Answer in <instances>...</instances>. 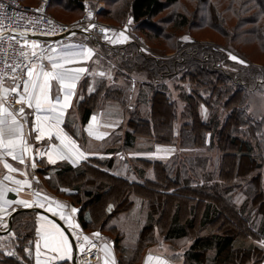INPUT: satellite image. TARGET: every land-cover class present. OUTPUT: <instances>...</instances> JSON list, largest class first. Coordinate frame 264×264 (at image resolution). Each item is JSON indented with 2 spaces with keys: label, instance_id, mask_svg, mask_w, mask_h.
Listing matches in <instances>:
<instances>
[{
  "label": "trees",
  "instance_id": "16d2710c",
  "mask_svg": "<svg viewBox=\"0 0 264 264\" xmlns=\"http://www.w3.org/2000/svg\"><path fill=\"white\" fill-rule=\"evenodd\" d=\"M51 1V4L64 2ZM178 1L125 0L113 17H131L136 29L157 46V41L168 40L170 48L178 51L176 57L157 60L139 52L140 47L134 43L109 48L90 38L89 43L117 67L116 70L103 64L105 69L116 71V75L113 80L99 75L94 84L89 78L83 80L79 86L82 99H75L73 113L67 115L64 128L85 153L110 154L131 149L138 137L154 139L155 142H150L159 145H175L182 151L199 143L206 152L195 157L191 154L182 157L184 153L178 152L172 162L166 163L148 161L154 180L146 181L142 179L144 173L137 174V170L130 173L125 165L128 172L118 173L115 166H119L116 163L120 157L115 155L87 158L78 166L60 163L55 168L60 184L56 191L65 194L60 189L70 188L69 195H65L74 205L81 206L78 221L82 230L91 232L99 228L102 234L117 233L118 237L127 234L115 221L131 206L128 191L136 189L149 200L154 197L148 205L152 210L149 224L141 231L136 249L128 251L132 258L145 250L140 242L155 241V215L163 213L166 225L170 224L163 236L165 241L187 237L189 230L196 229L198 219L200 230L212 231L208 236L196 238L188 251L179 254L186 257V263L263 264L264 247L260 242L264 241V120L252 117L249 99L255 94L264 95V68L231 60L220 45L201 43L196 38L184 42L183 36L178 35L183 29L201 25L199 21L204 23L203 27L222 32L221 25L217 27L214 22L215 18L220 20L214 1L190 0L194 4L191 15L174 10L161 24L154 21ZM247 2L242 3L246 7L244 13L252 14L240 19V23L249 26L244 31L245 41H255L264 48V0ZM65 5L69 10L75 6L84 9L82 0ZM47 9L50 10L49 2ZM106 15L110 19L113 11L106 10ZM232 33L236 35V31ZM131 75L138 82L140 78L144 80L132 88ZM121 77L126 79L124 87L119 85ZM89 88L94 90L90 93ZM129 95L132 102L127 101ZM99 110L110 114L120 132L125 130L124 143L116 132L118 138L112 134L91 146L84 127ZM208 153L216 155L213 158ZM106 198L110 200L106 202ZM104 201L101 211L97 210V205ZM29 214L27 211L16 214L8 234L29 230L30 220L22 230L19 224L15 228L19 217ZM32 239L30 232L25 233L12 256L0 251V264H31L32 259L23 249ZM239 241L245 244L236 246ZM206 253L212 257L204 262Z\"/></svg>",
  "mask_w": 264,
  "mask_h": 264
},
{
  "label": "rangeland",
  "instance_id": "374dc122",
  "mask_svg": "<svg viewBox=\"0 0 264 264\" xmlns=\"http://www.w3.org/2000/svg\"><path fill=\"white\" fill-rule=\"evenodd\" d=\"M42 1L49 2V4H50V10L49 11L52 14V16L55 17L58 21L65 23V24H73L74 22H78L79 20L86 17V15H88L86 13L85 9L81 10L77 6H75L72 10H69L68 8H66L65 2H68V5H70L72 3V0H64V2H59V3H64V4H59V3L51 4V2H52L51 0H28V1H22V2L25 5L38 6L41 4ZM83 1H85V0H82V2ZM124 1L125 0H102V1H100V0H87V2L89 3V6L91 7V12L93 14V18L96 22H99V23H102V24L109 26L111 29L116 31V33L120 34V36H121V32L124 33V36H127V34H130L132 31L135 34H137V36L140 37V41H139L140 44L138 45V47H140L141 50L139 49V52H144L147 54V56H151L153 58H156L157 60H160V59L165 60V59L176 57V54H178V51L173 50V48H170L171 42H169L168 40L161 39L160 42L157 41L156 42V43H158V46H157L154 43V41H152L146 35L142 34L138 29H136V24L133 22V20H132L131 25L127 24L128 19H129L128 16H124V17L122 16V18H119V19L113 18L115 11L118 10L122 6ZM211 1L212 2L214 1V3L216 4L215 7H216L218 15L220 17V20H218V18H215L216 12H214L213 13L214 18H215L214 22H216L217 27H220L218 24L221 25L220 28H221L223 33L219 32L215 28H211V27L208 28L206 26L203 27L204 23L199 21V23L201 25L195 26L194 28L183 29L181 31V33L180 32L178 33V35L181 34L183 37L189 38L188 40H184L182 37V40L184 42H187V41L189 42V41H192L196 38L198 41H201V43H209V44L212 43V44L220 45L221 47H223V49L225 51H227L228 54L231 53L232 55H235L239 59L245 61V64H247V65L251 64V65H254L258 68H261V67L264 68V48L259 46V44L255 41L254 42H252L250 40L245 41L247 38L244 35V31L249 26L240 23L241 18H244V16H248L249 14H252V13H244V10L246 9V7L242 3H243V1L247 2L248 0H211ZM193 5L194 4L190 0H179L177 5H175L171 8H168L165 12H163V14L160 17H158L154 21L157 22L158 24H161V22L163 21V18L168 16L171 11H172L171 12V14H172L174 12V10L176 11V13H180V12L185 11L184 13H186L187 15L188 14L191 15V12L194 8ZM109 9L111 11H113V15L110 19L107 18V15L105 16L106 10L109 11ZM108 16H109V14H108ZM126 25H127V31H125ZM232 31H234V32L236 31V35H233L234 33H232ZM226 32H228V33H226ZM169 33H171V31H169ZM91 38L95 42H97L99 40V37L96 36L95 33H92ZM78 39L83 40V42L79 41ZM86 39L87 38L84 37V35H77L72 40L68 39L66 41H63L59 44L58 50L55 53H53L52 55L54 56V55L60 54L62 51L65 50L64 46L69 45V44L84 45L85 46L86 45L85 44ZM88 40H91V39H88ZM122 41H123V36H121V39L119 42V45H121V46H123L125 44L124 42H126V41H124V42H122ZM127 41H129V40H127ZM126 44H129V43H126ZM104 45L108 46L105 43H104ZM90 47L93 48L94 45L90 44ZM108 47L113 48L110 46H108ZM143 50H146V51H143ZM49 55H51V54H49ZM96 58H98L96 61V66H98V67L95 68V74L94 75L97 77V75L100 71L105 70L104 73H105V76L107 77V80L108 79L113 80V78H115L116 71H114L112 69L107 71L105 68L102 67L103 64L109 63L107 61V58L105 57L104 53L102 51L98 50V55L96 56ZM44 62L48 63L47 59H45ZM112 68H115L117 70V67H115V66H112ZM117 75H118V73H117ZM121 78L122 79L120 80L119 85L121 87H124V85L126 83V79L123 77H121ZM135 78L138 79L137 77H135V75L134 76L131 75V87L132 88H135V84L138 82V81H136ZM128 80H129V78H128ZM141 80H144V79L140 78V81L138 83L141 84V82H142ZM91 83L92 84L95 83L94 77H93ZM171 86L173 87V84H171ZM136 88H137V86H136ZM80 94L81 93L77 94L78 97L76 96V100H78V101L82 99V95H80ZM130 95H132V94H130ZM130 95L128 96L127 101L132 102L133 99H131ZM249 104H250V114L252 115V117L254 119H256L257 121L260 119L264 120V95L263 94L253 95L249 99ZM98 112L102 113L100 110ZM116 128H117L116 132H119L121 134V141L124 143L125 142V140H124V131L125 130L120 132L118 130V127H116ZM115 133H113L114 137L118 138L117 135H119V134L118 133L115 134ZM140 135H142V134H140ZM122 138H123V140H122ZM150 140L154 141V139H149V138H145V137H138L134 147H132L131 149H127V150L123 149L122 151L113 153V156L115 155L114 157L118 158L119 153L121 152V157H124L123 158L124 160L119 159L117 161L116 165H119V166H115V170L118 173H122L124 171L128 172V170L130 173H133L134 170H137V172H136L137 174L144 173V175H142L143 181H146L147 179L154 180V178H153L154 176L152 174V169H150L151 166H149L148 161H150V162L158 161V160H153V158H157V157H154L156 155L154 153H155L157 148L167 150V151L158 152L159 155L157 154L158 156L163 155L165 157L166 156L168 157V159L165 160L163 163L172 162L173 161L172 159H174L175 155L178 154V152L184 153L182 155V157L190 156V154L192 155V157H195L196 155L201 156L206 152V151H203V149H201V147L199 146V143H198V146L194 145L193 147L184 149V151H182L181 149L178 148V146L176 147L175 145H159V144L154 143L155 141L153 143H151ZM209 140L210 139L208 138L207 142H206L207 145H208ZM231 152H237V150L231 149ZM208 154L212 155L213 158L216 155L214 153H212V154L208 153ZM138 160H139V162H138ZM66 161L67 162H63V163H68L71 166H78L82 162L81 161L79 163V161H77L75 164H73L69 160H66ZM158 162H160V161H158ZM124 165L127 167L128 170H125L126 167ZM57 166H59V164H57L55 166V168H58ZM46 170L48 171V169H46ZM104 184H108V182H105ZM59 186H60V184H59L57 177L55 175L52 176V180H47V181L44 180V187L50 191V196L53 197L54 199H56L62 205H64L65 207L63 208V211H64L65 215H71L72 219H73V223L79 225L78 228L69 229L68 223L66 221L61 220L58 215L54 216L52 214L54 217H56L58 219V221H60L64 226H66V228L69 231V233L67 232L66 234L68 236L71 234V235H73L74 238L77 235H79L81 237V239L78 243L81 245L83 243V236L91 237L92 241H97L98 243H100V245L103 243V241H106L107 239L111 240L112 243L108 240L107 244H108V246H110L112 244V246L115 248V250H116L115 253H116V256L119 260V264H140L142 257L144 258L145 256H151L152 251H154L157 254L169 256L172 263L188 264V262L187 263L185 262L186 257L185 256H184V258H182V256L179 257V254L181 255V254H183V252L188 251L187 249L192 245V243L195 241L196 238L208 236V235L212 234V231H209L206 229L200 230L198 228L199 220H200V219H198L196 229L195 230H189L187 237H184V238L176 240V241L171 240L168 242V241L164 240L163 236L167 232V228L170 224H169V222L166 221L167 222V225H166V223L164 221V218H165L164 215L165 214L162 213L160 215H155V218L157 220V224L153 230V232H154L153 235L155 236V241L153 240V243L148 242L145 244H142L140 242V246H142V247L144 246L145 250H143V252H141L139 254V256H137L138 260H135L134 262L132 259L126 260L122 256H128V254H130V252L128 253V251L136 249L137 242L140 239L141 231H143L145 229V227L148 226V224H149L150 211H152V210H150V206H148V205H150V203L152 202L154 197L152 199L150 198V200H149V197H147V195L145 193H141L139 191H136V189L134 191H128V196H130V199L132 200L131 206L128 208L125 206L126 209L123 210V214L119 218L117 217V219L115 221L116 225L119 224V226L123 230H126L127 234L121 235L122 237L121 236L118 237L117 233H115L113 235L102 234V232H101V230H99V228L91 229L92 230L91 232L90 231L86 232V231L82 230L80 223L78 221L80 213H72L71 212L72 208L80 209V212H81V206L78 207V206L74 205L72 203V199H70L69 197L66 196V195H69L67 193H70V191H71L70 188H66V190L67 189L68 190L63 191L62 189H65V188L62 187L60 189V191H63L66 195L61 194V193L59 194L56 191V187L59 188ZM69 187H72V184H70ZM73 191L74 190H72V192ZM115 197L118 198V196H115ZM56 200H54V202ZM108 200H110V199L109 198L105 199L106 202ZM88 201L90 202V200H88ZM105 201L102 202V204L100 203L97 205V210L101 211L103 205L105 204ZM85 202H86V199H85ZM54 206H55V204H54ZM99 206H101V207H99ZM27 212H29V211H27ZM19 219H20L19 222H17V223L15 222V228H18V224H19L20 226H22L20 228L22 230L23 227H26L29 220L31 223V227L29 230H27L25 228L26 232H20L19 231V233H17V234L14 233V236L12 233L3 239H0V251L4 254H6L7 252H14L15 253V248L19 244L17 242H21V238H24L25 233L30 232L33 236L36 235V229L34 228V223L36 224V220H35L33 215L29 214L28 216H20ZM21 224H23V225H21ZM95 233H99L100 235L96 236V235H94ZM21 235H22V237H21ZM31 242H32L31 244H29V242H28L26 244V247L27 248L30 247L32 250V246L34 243V237L31 240ZM163 242H165V243L163 244ZM118 244H120V246H121L120 248L117 247ZM242 244H245V243H243L242 241H239L236 244V246H241ZM248 244H250V242ZM105 246H107V245H105ZM105 246H103L102 248L104 249L105 252H108L107 251L108 247H105ZM76 247H77V245H76ZM121 249H122V252L120 253L119 250H121ZM76 252H77V256H78L77 258L79 261L84 262V263L89 262V261H86V259H85L86 252H82L81 249L78 247L76 249ZM148 253H149V255H148ZM210 257H212V256H210V253H206L204 256V262L207 261L208 258H210ZM31 259H29V260H31V264H35L34 263V256H31ZM146 259L148 260V258H146ZM147 260H145L144 264H149V262ZM64 264H66V263H64ZM67 264H70V263L67 262Z\"/></svg>",
  "mask_w": 264,
  "mask_h": 264
},
{
  "label": "snow or ice",
  "instance_id": "6c2138e0",
  "mask_svg": "<svg viewBox=\"0 0 264 264\" xmlns=\"http://www.w3.org/2000/svg\"><path fill=\"white\" fill-rule=\"evenodd\" d=\"M87 8V5H85ZM7 6L0 3V10L6 9ZM93 14L88 12V19L91 20ZM128 25L132 24V18L129 17ZM95 24H90L88 28H84V32H89L91 29L96 28ZM100 31L105 34V38L108 39L107 33L112 31L110 29L101 28ZM127 31V25L125 26ZM25 43H28L27 38L23 37ZM74 35V33H73ZM123 36V41H127L129 37ZM3 37L0 36V39ZM11 39H15V36H10ZM184 40H188V37H183ZM33 51L29 56L27 53H21L22 56L28 61L22 67L16 65L12 68V72L15 73L17 68H21L24 71L26 79H21L20 82L14 83L10 88H5L2 79H0V161L4 155L11 157L13 161L24 165L25 156L29 150L33 147L29 143V137L31 132H35L36 141H46L48 148L46 152H40L36 149V153L40 156L47 155V162L50 165H55L57 161L69 160L73 164L80 159H86L87 155L79 146L77 141L69 135L63 125L65 122V116L68 109L72 106L73 97L76 95L77 82L81 78V74L88 71L84 67H68V65L78 64L87 61L94 55V50L84 45L69 44L64 46L65 50L58 55H46V49H40L39 54L35 49L39 47L36 41H31ZM53 53L56 49L51 50ZM146 51V50H143ZM229 58L240 64H245V61L239 59L237 56L229 53ZM47 59L48 65L46 66L44 60ZM99 75L103 77L104 72H100ZM110 78V77H109ZM13 79L17 78L13 76ZM94 89L89 88L91 93ZM10 102L21 104L19 109L10 107ZM31 109V113H26L25 107ZM33 116L31 132L25 133V124L28 123L29 116ZM96 116L90 117V121H95ZM112 126V125H109ZM88 135L92 136L94 133L89 127ZM96 139H103V135H96ZM59 141V144L55 143ZM157 152L167 151L166 149L157 148ZM103 158V157H101ZM33 168L36 164L33 162L31 165ZM3 167L8 170L9 173L19 172L20 170L14 168L11 164L3 162ZM4 181H11L17 187L9 189L4 185ZM25 186L31 187L28 180L14 179L11 175H4L0 179V227L8 230V225L4 223V215H11L16 211L13 205L23 206L30 208L33 206L44 207V204L39 202V199L34 202L27 200H8L5 198V193L8 191L19 193ZM67 191L66 189H62ZM39 195L38 193H33ZM45 200H49L48 197H44ZM55 207H49V211L54 216L58 215L61 220L68 223L69 229L78 228L79 225L73 223L71 215H65L63 208L65 207L59 202H54ZM11 209V211H9ZM79 210L72 208V213H77ZM45 221L36 228L37 234H39L43 241V246L40 241L35 242V257L36 264H51L52 261H67L72 259V243L69 241L68 236L65 235L64 230L55 222L48 220L47 217H41ZM94 235L99 236V233ZM14 236V233H13ZM3 239V237H0ZM81 237L77 235L75 240L77 241V247L83 250V245L79 244ZM83 241L88 242L89 237L83 236ZM32 242L29 241V244ZM261 247H264V241L260 242ZM19 246V245H17ZM94 246V245H93ZM107 247V246H105ZM28 257L31 258L32 250L30 247L23 249ZM42 252L52 253L46 259H41ZM9 256L14 255V252H7Z\"/></svg>",
  "mask_w": 264,
  "mask_h": 264
},
{
  "label": "crops",
  "instance_id": "0c3cea01",
  "mask_svg": "<svg viewBox=\"0 0 264 264\" xmlns=\"http://www.w3.org/2000/svg\"><path fill=\"white\" fill-rule=\"evenodd\" d=\"M91 36H92V34H90V36H88V35L84 36L87 38L86 39L87 42L85 41V44H86L85 46H87L89 48H91V47H90V44L88 43L89 42L88 39H90ZM74 38H72V39H74ZM72 39H69V40H72ZM78 40L83 42V40H80V39H78ZM64 41H66V40H64ZM91 49L94 50V55L92 56L91 59L84 61V62H81V63H78V64L68 65V67H84V68H87L88 71L86 73L81 74V78L77 82L76 95L73 97L72 106L70 109H68V112L65 116V121H66L67 115L73 113L74 102H75L77 94H79V91H80L79 86L82 84L83 80L85 78H89L92 82L93 77H94V79L96 78V76L94 74H95V68L98 67V66H96V61L98 59V58H96V56L98 55L99 49L96 46H94ZM44 63L46 66L50 67V65H48L47 62H44ZM108 64L112 66L111 62H109ZM102 67L105 68L104 65H102ZM100 72H105V70L100 71ZM99 73L97 76H99ZM5 88H10V86H6ZM24 107H25L26 113H31V111H32L31 109L27 108L26 105ZM94 115L96 116V120L95 121L89 120L88 124L84 127V132H85L86 136L89 138L90 141H92V144H91L92 147L95 146V142L100 143V142L104 141L110 135L115 133L116 129H117L116 128L117 125L113 121L110 114H104V113L98 112L97 114L95 113ZM33 119H34V117L30 115L28 118V123L25 124V128H24L25 133L31 132ZM64 124H65V122H64ZM109 125H112V126H109ZM90 126H91V130L94 133L92 136H89L88 131H87ZM63 127H64V125H63ZM65 131L67 132V130H65ZM68 134L71 135L70 133H68ZM96 135H103L104 138L103 139H96L95 138ZM35 136H36V133L31 132V135L29 137V143L33 147L26 154L24 165L18 163L17 161H13L11 159V157H9L7 155H4L2 158V161H0V179H2L4 175H11L12 177H14V179L28 180L29 183L31 184V187L25 186L18 194L15 192H11V191L6 192L5 198L8 200L23 199V200H27L29 202H34V201L39 199V202L42 204H45L46 206L45 205H44V207L33 206L30 208H25L23 206L13 205V207L16 208L15 212L20 211V210H23L22 212H24V210L29 211L30 215H33L35 220H36V224L34 223L35 229L37 227H39L41 224L45 223V221L42 220L41 217H47L48 220L55 221L62 228V225L53 217L52 212L48 210L49 207H53V208L55 207L54 206L55 203H53V202L56 199L51 197L50 191L44 187V180L45 181L52 180V176L53 175L56 176V174H57L56 173L57 171L55 170V166L57 164L67 162V161L66 160L57 161V163L55 165H50L47 162V155L46 154L43 156H40L39 154L36 153V149H39L40 152H46V150L48 148L47 142L46 141L38 142V141H36ZM55 143L59 144V141H55ZM77 143H78V141H77ZM86 154H88L87 158H91V157L111 158L113 156V153H110V154L86 153ZM154 154H156L154 157H157V158H153V160H158L160 162L161 161L164 162L165 160L168 159L167 156L166 157L163 155L158 156L159 154L156 151ZM119 157L118 158L120 160H124L123 159L124 157H121V152L119 153ZM82 160H84V159H80L77 161H79V163H80ZM3 162H7V163L11 164L14 168H17L20 171L14 172V173H9L8 170L3 167ZM33 162L36 164L35 168H33L31 166ZM46 169H48V171ZM4 185L9 189L17 187L15 184L11 183V181H4ZM33 193H38L39 195L37 196V195H34ZM44 197H48L49 200H45ZM55 202H58V201L56 200ZM9 211H11V209H9ZM15 212H12V214H14ZM19 213H21V212H19ZM10 216L7 214L4 215V223H6L8 225V228H9ZM86 218L89 220L87 215H86ZM2 231H5V229L0 227V232H2ZM64 232H65V235L68 236L66 234L67 232L65 230H64ZM8 235H9L8 233L2 234V235L0 234V237L5 238ZM33 237H34V243L32 246V255L31 256H34V263L36 264L35 242L37 240H39L41 245L43 246V241H42L41 236L39 234H37V232H36V235ZM68 238H69V241L72 243V252H71L72 259L67 260V261H59V260L52 261L51 264H64V263L67 264V262H69L70 264H73V261L78 257L77 252H76L77 247L75 246L74 241H72L70 236H68ZM108 240L109 239H107L106 241H103V243L101 245L97 241H92L91 237H89L88 242L83 241L82 245L84 247H83V250H81V251L86 252L85 259H86V261H89V262L84 263V262L79 261L77 258L78 264H119V260L116 256V253H115L116 250L112 246V244L110 246H108V244H107ZM109 241L112 243L111 240H109ZM105 245H107V247H108V250H107L108 252H105L104 249L102 248ZM149 253H148V255H149ZM51 255H53V254L52 253L45 254L42 252L41 259L42 260L46 259L48 256H51ZM122 257L126 260H130V259L138 260V257L132 258L133 256H122ZM146 258H148V260ZM182 258H184V256H182ZM145 260H147L149 262V264H175V263L171 262V259L169 256L157 254L154 251L151 252V256H145L144 258L142 257L140 264H144Z\"/></svg>",
  "mask_w": 264,
  "mask_h": 264
},
{
  "label": "built area",
  "instance_id": "2783aa9c",
  "mask_svg": "<svg viewBox=\"0 0 264 264\" xmlns=\"http://www.w3.org/2000/svg\"><path fill=\"white\" fill-rule=\"evenodd\" d=\"M0 3L7 6L6 9L0 10V36L3 37L0 39V79H2L4 87H12L14 83L20 82L21 79H26L24 71H22L21 68H17L15 73L12 72V68L16 67L18 64L22 67L28 62L25 57L21 55V53H27L29 56L31 55V52L33 51L31 41H36L38 43L39 47L35 49L38 54L40 49H46V55H52L53 52L51 50L56 49L57 51L59 44L64 41L42 43L32 39V36L50 38L62 37L67 35L73 29H84L88 28L90 24H95L97 27L91 29L89 33H95L96 36L99 37V41L102 44L105 43L110 47L120 46V34L116 33V31L111 29L109 26L96 22L94 18L89 20L88 15L73 24H65L52 16L47 9L46 1H42L38 6L25 5L19 0H0ZM82 4L88 14V12L91 11L89 3L85 0ZM85 5H87V8ZM101 28L112 30L106 34L108 39H106L105 34L100 31ZM18 34H23V37L27 38L28 43H25L22 36ZM10 36H15V39H11ZM127 37H129V41L124 42L125 44H140V37L133 31L130 34H127ZM13 76L17 79L14 80ZM9 106L15 107L16 109L21 107L20 104L14 102H10ZM78 210L79 211L77 213H80V209ZM64 227L66 228V226ZM71 236L75 245H77V241L73 235Z\"/></svg>",
  "mask_w": 264,
  "mask_h": 264
},
{
  "label": "water",
  "instance_id": "95a60500",
  "mask_svg": "<svg viewBox=\"0 0 264 264\" xmlns=\"http://www.w3.org/2000/svg\"><path fill=\"white\" fill-rule=\"evenodd\" d=\"M74 33V35H73ZM77 35H84V36H90V33L89 32H84L83 29L81 28H76V29H73L71 30L67 35L65 36H62V37H54V38H50V37H43V36H32L31 38L34 39V40H37V41H40L42 43H45V42H51V43H55V42H59V41H63V40H66V39H72L74 38L75 36ZM23 210H20V211H17L15 212L14 214H12L10 216V221H9V228L8 230H5V231H2L0 232V234H6V233H9L11 231V228H12V221H13V218L14 216L19 213V212H22ZM25 211V210H24ZM55 218V217H54ZM56 219V218H55ZM58 221V219H56ZM62 226L63 224L58 221ZM66 232H68V230L63 226L62 227ZM69 233V232H68ZM71 237V235H69ZM72 239V238H71ZM73 241V240H72ZM73 264H78V261H77V258L73 261Z\"/></svg>",
  "mask_w": 264,
  "mask_h": 264
},
{
  "label": "bare ground",
  "instance_id": "6f19581e",
  "mask_svg": "<svg viewBox=\"0 0 264 264\" xmlns=\"http://www.w3.org/2000/svg\"><path fill=\"white\" fill-rule=\"evenodd\" d=\"M63 227V226H62Z\"/></svg>",
  "mask_w": 264,
  "mask_h": 264
}]
</instances>
